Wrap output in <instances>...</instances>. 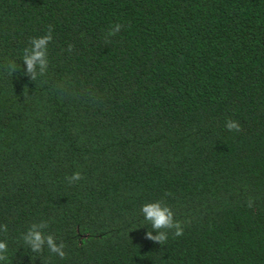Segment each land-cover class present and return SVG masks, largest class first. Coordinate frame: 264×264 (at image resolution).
Instances as JSON below:
<instances>
[{
  "label": "trees",
  "instance_id": "obj_1",
  "mask_svg": "<svg viewBox=\"0 0 264 264\" xmlns=\"http://www.w3.org/2000/svg\"><path fill=\"white\" fill-rule=\"evenodd\" d=\"M158 200L184 226L161 246ZM41 221L65 259L24 245ZM0 225V264H264V0H0Z\"/></svg>",
  "mask_w": 264,
  "mask_h": 264
},
{
  "label": "clouds",
  "instance_id": "obj_2",
  "mask_svg": "<svg viewBox=\"0 0 264 264\" xmlns=\"http://www.w3.org/2000/svg\"><path fill=\"white\" fill-rule=\"evenodd\" d=\"M123 25L115 24L107 33L105 42L109 43V37L115 36ZM52 41V26L49 25L46 35L31 38L30 46L24 49L22 57L24 67V75L30 80L35 81L40 77L46 76L49 70V44ZM72 45L68 46V50H72ZM21 65H17L15 61L9 62L5 71L9 76L19 71ZM225 128L229 132L242 131V127L238 121L229 119L225 122ZM70 185H74L83 179L82 174L77 171L71 176L66 177ZM170 195V194H166ZM247 207H254V200L252 197L248 198ZM140 212L144 220L151 226V231L145 232V239L152 241L158 245H165L171 233L174 237H181L184 235V226L175 219L171 208L163 201L148 202L141 206ZM49 227L46 221L33 223L22 235L24 245H26L33 253H43L44 249L58 256L60 259H65L67 253L65 252L66 245L63 242H57L55 237L51 234H45V229ZM7 225H0V232H7ZM155 232V235L153 234ZM7 242L0 240V261H7L8 256Z\"/></svg>",
  "mask_w": 264,
  "mask_h": 264
}]
</instances>
